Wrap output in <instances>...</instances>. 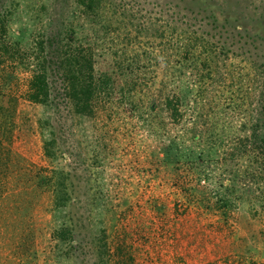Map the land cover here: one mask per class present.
Returning a JSON list of instances; mask_svg holds the SVG:
<instances>
[{
    "label": "rangeland",
    "instance_id": "374dc122",
    "mask_svg": "<svg viewBox=\"0 0 264 264\" xmlns=\"http://www.w3.org/2000/svg\"><path fill=\"white\" fill-rule=\"evenodd\" d=\"M2 13L19 48L0 65V264H113L127 251L128 264H264V141L251 133L264 136V0H99L87 12L0 0ZM65 38L105 74L91 113L65 93L78 75L66 76ZM42 67L39 103L27 86ZM167 97H179L176 118ZM170 140L210 160L209 186L235 203L227 216L185 207L172 184L185 170L163 160ZM61 177L60 212L50 186ZM64 220L74 247L50 240Z\"/></svg>",
    "mask_w": 264,
    "mask_h": 264
},
{
    "label": "trees",
    "instance_id": "16d2710c",
    "mask_svg": "<svg viewBox=\"0 0 264 264\" xmlns=\"http://www.w3.org/2000/svg\"><path fill=\"white\" fill-rule=\"evenodd\" d=\"M79 5L84 9V11L93 10L97 5L99 0H77ZM8 24V16L6 13H2L0 15V65L6 61L4 59V55H8L11 57L13 54V50H18L19 44L15 45L16 43H11L6 38V26ZM23 32V31H22ZM24 33V32H23ZM21 33V34H23ZM67 35H72L73 30L70 29L66 33ZM19 40V39H18ZM42 41L39 42V47H43L46 40L41 39ZM65 42L64 44L69 45L73 44L74 42L71 38L63 39ZM20 42V40H19ZM82 48V49H81ZM84 46L81 44H77L70 47L72 52L67 53L66 63L69 67V71L66 73V76L69 79L73 78L75 73H78L77 77L74 78V81L71 82V79L68 80L67 85L65 86V93L68 95H72L77 99L76 103V110L79 112L84 113H91L92 102L91 99L94 98L95 94H97L98 89H107V80L105 74H95L94 75V67H95V60L93 57V52L90 49H87L85 52ZM88 48V47H87ZM72 55L69 57L68 55ZM70 55V56H71ZM77 83V85L72 84ZM49 82L46 75V70L42 67L39 70L33 72L31 77L28 81L27 86V93L28 98L31 101L44 103L49 98ZM103 93V92H102ZM174 99V100H173ZM180 100L179 97L170 98L167 97L165 99V108L170 110L169 115L173 118H176L178 115H181V111L179 109ZM178 106V107H177ZM77 111V112H78ZM257 124V123H256ZM254 132V133H253ZM253 140H260L264 141V136L260 135L255 137V130H253ZM53 142L49 140L44 141V150L46 152L51 151V144ZM208 158V157H207ZM202 159V160H201ZM163 160L166 164H171V166L177 169L185 170V176H181L180 179H176L172 181V184L176 186L180 192L187 193L183 195L186 204L185 207H196L198 215L204 214L206 212L218 214L220 216H227V211L229 210L230 206H235L234 200L230 197V195L221 193L218 189L214 190L211 186H209V177L210 173L208 172V165L211 163L210 160H203L202 155L199 152H193L189 148H181L179 147L178 143L174 140L168 141V143L164 147V158ZM255 163L257 161L255 160ZM207 167V169H206ZM184 177V178H183ZM184 180H183V179ZM204 180L205 184L199 187L200 181ZM52 178H46L45 182L47 184H51ZM186 181V184L184 183ZM41 184V183H37ZM30 190L34 191L36 186L29 182ZM234 183H228L226 188L229 186L233 187ZM51 187L52 192V208L53 210L59 209L62 207L67 206V195L65 193L66 190V182L65 178L61 177L60 180L54 182ZM233 197V196H232ZM234 198V197H233ZM177 205L179 203V199H177ZM200 213H199V212ZM61 212V211H60ZM68 217L69 214L67 213ZM252 215H254L252 213ZM52 221L54 222V213L52 212ZM70 219V218H69ZM101 234L104 233V229H99ZM98 230V231H99ZM74 239V232L73 228L67 221H63L61 224L53 225L50 229V240L54 241V244L57 246L58 243L66 244L67 246L74 247L72 240ZM101 241H104L101 239ZM105 242V241H104ZM102 242L103 248L106 249V244ZM127 245V244H126ZM127 247H129L127 245ZM104 249V251H105ZM130 251L126 252V257L123 260L115 259L113 264H128L125 260L130 261L133 260L129 253ZM104 261V260H103Z\"/></svg>",
    "mask_w": 264,
    "mask_h": 264
}]
</instances>
